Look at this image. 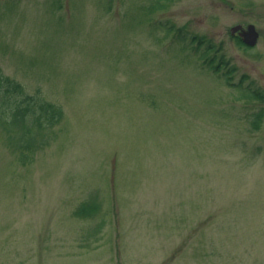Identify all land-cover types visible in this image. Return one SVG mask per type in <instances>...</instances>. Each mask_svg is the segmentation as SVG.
Returning a JSON list of instances; mask_svg holds the SVG:
<instances>
[{"label": "rangeland", "instance_id": "374dc122", "mask_svg": "<svg viewBox=\"0 0 264 264\" xmlns=\"http://www.w3.org/2000/svg\"><path fill=\"white\" fill-rule=\"evenodd\" d=\"M154 1L0 0L1 70L64 109L29 164L0 132V264H264V0H173L147 22ZM157 22L212 41L263 99ZM91 192L100 212L74 216Z\"/></svg>", "mask_w": 264, "mask_h": 264}, {"label": "trees", "instance_id": "16d2710c", "mask_svg": "<svg viewBox=\"0 0 264 264\" xmlns=\"http://www.w3.org/2000/svg\"><path fill=\"white\" fill-rule=\"evenodd\" d=\"M54 0L53 5L57 7ZM173 0H155L149 4L146 20L153 21L151 14L156 9H163ZM162 28L164 37L171 36L174 41L182 43L183 47L190 46L197 53L201 64L216 73H220L227 84L234 86L238 97L248 101L263 99V92L253 88L251 84L243 85L242 78L238 83L233 82L235 68L225 55L220 54L212 41L200 35H189L184 27H176L172 23L157 22ZM240 43L241 42L239 38ZM143 98V97H142ZM64 119L63 106L46 98L36 89L28 92L24 85L3 72L0 68V132L6 146L16 154V159L26 165L34 161L36 153L49 145L57 137L56 126ZM262 119V110L253 114L250 129L257 130ZM102 207V200L97 192H91L85 200L80 201L72 210V214L81 218L96 216ZM103 225L99 222L93 231L85 237L95 236Z\"/></svg>", "mask_w": 264, "mask_h": 264}, {"label": "water", "instance_id": "95a60500", "mask_svg": "<svg viewBox=\"0 0 264 264\" xmlns=\"http://www.w3.org/2000/svg\"><path fill=\"white\" fill-rule=\"evenodd\" d=\"M239 31V35L242 37V40L248 45H254L258 38V32L255 29L253 24H248L246 29L242 25L237 24L231 28V33L235 34Z\"/></svg>", "mask_w": 264, "mask_h": 264}]
</instances>
